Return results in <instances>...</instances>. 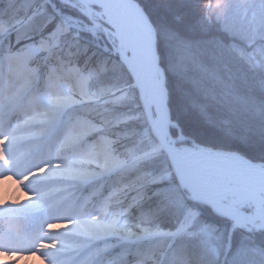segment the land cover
Returning a JSON list of instances; mask_svg holds the SVG:
<instances>
[{"label": "clouds", "instance_id": "9594fccd", "mask_svg": "<svg viewBox=\"0 0 264 264\" xmlns=\"http://www.w3.org/2000/svg\"><path fill=\"white\" fill-rule=\"evenodd\" d=\"M90 2L110 16L105 22L116 29L110 38L104 16L82 11L84 0H30L23 9L0 0L6 3L0 9V220L23 211L28 222L0 228V264H170L172 242L192 227L189 202L215 195L199 162L206 149L188 143L171 118L168 76L191 88L194 100L214 102V111L238 101L206 91L216 73L195 58L178 66L170 57L166 68L146 14L136 17L138 46L129 57L122 31L135 15L131 0ZM196 2L204 5V20L221 31L238 9L237 31L226 33L229 46L251 71L264 74V14L250 11L254 0ZM64 8L79 11L87 23ZM21 10L27 19H16ZM81 32L89 42L81 41ZM102 37L111 48L95 43ZM257 180L264 203V170ZM165 189L183 200L185 210L161 196ZM153 201L155 207L146 209ZM133 209L135 225L128 219ZM168 214L178 217L174 227L164 226ZM222 218L233 230L238 226L231 216ZM256 227L264 229V216ZM109 239L117 243H101ZM144 241L148 248L141 251ZM88 248L94 250L82 255ZM229 248L187 264H227Z\"/></svg>", "mask_w": 264, "mask_h": 264}, {"label": "trees", "instance_id": "16d2710c", "mask_svg": "<svg viewBox=\"0 0 264 264\" xmlns=\"http://www.w3.org/2000/svg\"><path fill=\"white\" fill-rule=\"evenodd\" d=\"M133 1L154 26L156 47L166 68L170 57L178 66L188 58H195L214 69L216 73L214 80L206 82V91L210 94L227 93L229 99L234 97L238 101L230 103L225 111H214L210 106L214 102H205L198 97L194 100L191 88L169 75L171 118L189 138L187 142L194 141L206 149L235 152L251 162L264 163V74L251 71L235 57L229 46V36L226 34L237 31L238 9H233L224 30L221 31L219 25L210 26L204 20V5L196 0ZM6 3L0 5V9H3ZM29 3L30 0H12L14 8L23 9ZM63 11L86 21L75 9L64 8ZM250 11H255L258 18L264 14L262 0H254ZM28 14H31L30 8ZM20 17L27 19L23 10L18 13L16 19ZM80 39L82 42L90 41L85 32L80 33ZM95 43L101 46L109 45L102 39ZM169 44L173 47L169 48ZM161 196L165 200H173L179 211L185 210L183 200L170 189H165ZM189 206L192 209L189 219L194 211H197L198 215L189 232L176 237L172 242L169 249L170 264H187L191 257L210 255L201 245L202 238L206 235L211 236L213 247L219 249L221 256L224 255L227 245L230 246L227 264H264V229H237L229 241L231 222L228 219L222 218V215L209 207L191 202ZM154 207L155 201L145 205L146 209ZM242 212L249 214L252 208L246 206ZM137 215L133 209L129 218L135 221ZM177 220L176 215L168 214L164 217V226L174 227ZM137 247H134V250ZM139 248L146 251L148 243L140 244Z\"/></svg>", "mask_w": 264, "mask_h": 264}, {"label": "water", "instance_id": "95a60500", "mask_svg": "<svg viewBox=\"0 0 264 264\" xmlns=\"http://www.w3.org/2000/svg\"><path fill=\"white\" fill-rule=\"evenodd\" d=\"M131 2L140 9L133 0ZM141 13L145 17L142 10ZM204 155L199 158V162L210 180L215 195L206 197L204 202L197 204L209 207L221 215L231 216L238 225L235 229L245 228L246 224L252 225L255 221H260L264 216V203L257 198L259 191L257 176L264 170V163L251 162L235 152L206 149ZM229 178H235V182H231ZM215 181L220 182L219 188L213 186ZM229 198L231 199L228 200ZM248 204L253 207L252 214L245 215L241 209ZM197 215V211L191 215L192 223ZM234 230L231 227L229 239ZM130 250H134V247L130 246Z\"/></svg>", "mask_w": 264, "mask_h": 264}, {"label": "rangeland", "instance_id": "374dc122", "mask_svg": "<svg viewBox=\"0 0 264 264\" xmlns=\"http://www.w3.org/2000/svg\"><path fill=\"white\" fill-rule=\"evenodd\" d=\"M80 8L82 9L83 12L87 13L88 15H91L93 18H96L97 17V14H99L100 16H104L105 19L104 20H101V23L103 24V27L105 29H108L109 30V38L111 37V33L110 32H115L116 29L113 28L111 26V24L109 23H106L105 20L109 19L105 16L104 12H103V9L96 3H91L90 0H84V3L79 5ZM141 9V8H140ZM79 12V11H78ZM80 13V12H79ZM81 15V13H80ZM82 16V15H81ZM82 18H85L86 21H83V20H80V21H83L84 23H87V18L86 16H82ZM109 38H104L102 37L101 39L104 40L105 42H108L109 43V48L112 47L111 43L109 42ZM43 53L39 54L37 56V60L39 61L40 64H44L45 63V60H44V57L42 56ZM45 67H41L40 69V75L43 76L44 73H45ZM213 186L216 187V188H219L220 186V182L219 181H215L213 183ZM231 198H229L228 200H230ZM251 208V207H250ZM34 211H39V209H34ZM252 213V212H251ZM249 213V214H251ZM129 219V223L132 224V225H135L137 223V220L133 221L132 218H128ZM146 222V221H145ZM27 221L24 219V213L23 211L17 213V216L16 217H13L12 219H7V220H0V228L2 229H8V228H14V227H23V226H26L27 225ZM259 223V221H255L252 225H249L247 224L246 228H244V230H255L256 225ZM60 225L56 226V227H59ZM50 227H53L50 225ZM254 228V229H253ZM237 230V229H236ZM257 230H260L257 228ZM212 238L210 235H206L205 237L202 238V241H201V245L203 248H205L206 252L211 254L213 252V250L215 249L212 244ZM101 243H106V244H116L117 241L114 240V239H109L107 241H103ZM101 243H97L95 245L96 248H99L101 246ZM137 244L136 243H132L130 246L131 247H135ZM125 245L124 244H121L120 247H124ZM120 247H117L115 248L113 251L115 252H119L120 251ZM229 247V246H228ZM94 249L93 248H88V249H85L84 252L82 253V255H88L90 252H92Z\"/></svg>", "mask_w": 264, "mask_h": 264}, {"label": "bare ground", "instance_id": "6f19581e", "mask_svg": "<svg viewBox=\"0 0 264 264\" xmlns=\"http://www.w3.org/2000/svg\"><path fill=\"white\" fill-rule=\"evenodd\" d=\"M99 2L100 3H107L108 0H99ZM112 2H120V0H112ZM96 4L99 5V3H96ZM117 11H119V10H117ZM133 11H134L135 15L130 16L127 19L125 27L122 31L124 47H125V49L127 51V55L129 57H131L133 49L138 46V40H137L138 20L136 19V17L138 16L141 19L145 18L144 15L141 13V10L136 5H134ZM103 12H104V9H103ZM104 14H105V12H104ZM106 17L110 18V16H106ZM111 18L114 19V16H112ZM204 156L205 155H202L201 157H204ZM9 219H12V218H9Z\"/></svg>", "mask_w": 264, "mask_h": 264}, {"label": "flooded vegetation", "instance_id": "af4514ba", "mask_svg": "<svg viewBox=\"0 0 264 264\" xmlns=\"http://www.w3.org/2000/svg\"><path fill=\"white\" fill-rule=\"evenodd\" d=\"M246 226H247V224H246ZM231 227H232V223H231ZM231 227H230V229H231ZM230 229H229V231H230ZM253 229H254V228H253ZM235 230H236V229H235ZM235 230H234V231H235ZM255 230H257V228H255ZM234 231H233V232H234ZM233 232H232V233H233Z\"/></svg>", "mask_w": 264, "mask_h": 264}, {"label": "snow or ice", "instance_id": "6c2138e0", "mask_svg": "<svg viewBox=\"0 0 264 264\" xmlns=\"http://www.w3.org/2000/svg\"><path fill=\"white\" fill-rule=\"evenodd\" d=\"M0 159H3V157H0ZM53 227H56V226H58V225H52Z\"/></svg>", "mask_w": 264, "mask_h": 264}]
</instances>
